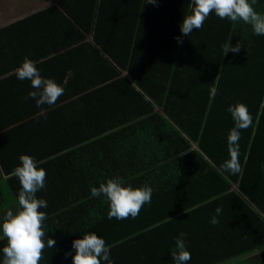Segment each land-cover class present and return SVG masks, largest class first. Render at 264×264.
<instances>
[{
	"label": "trees",
	"instance_id": "trees-1",
	"mask_svg": "<svg viewBox=\"0 0 264 264\" xmlns=\"http://www.w3.org/2000/svg\"><path fill=\"white\" fill-rule=\"evenodd\" d=\"M147 2L57 0L48 9L88 32L130 75L123 84L138 88L122 92V100L117 93L114 105L101 110L103 126L0 107V168L9 177L12 210L20 184L10 174L19 157H34L47 172L37 198L48 204L41 209L45 241L56 244L44 249L40 264H72L73 241L90 232L110 246L114 264H175L171 252L181 232L191 253L187 264L246 261L264 250V36L214 13L201 29L182 36L191 0ZM254 8L264 14V0ZM225 43H239L240 52L224 55ZM237 103L248 107L253 124L241 130L243 170L233 175L221 165L230 158L227 137L234 127L227 109ZM26 132L36 133L34 144L22 138ZM114 176L125 186L153 189L151 203L135 219H108L107 199L90 198L92 187ZM7 207L0 189V220Z\"/></svg>",
	"mask_w": 264,
	"mask_h": 264
},
{
	"label": "clouds",
	"instance_id": "clouds-1",
	"mask_svg": "<svg viewBox=\"0 0 264 264\" xmlns=\"http://www.w3.org/2000/svg\"><path fill=\"white\" fill-rule=\"evenodd\" d=\"M257 0H191V14L186 15L180 25L182 36L190 35L194 30L203 27L206 19L215 14L220 19L231 22L242 21L250 25L257 36H264V14L255 10ZM149 4L156 5L157 0H148ZM177 43L181 42L176 37ZM224 55L229 52L238 54L241 46L237 43L232 46L225 43L223 46ZM37 62L27 57L15 70L17 78L29 80L34 89L28 93L27 98L35 100L38 115L46 116L48 107L53 106L58 98L63 95L64 88L53 79L41 75L36 66ZM218 89H210V96L215 97ZM234 121V127L227 137L229 159L224 161L221 168L224 172L236 175L242 172L240 163L239 141L241 130H247L253 124V116L248 107L243 103L229 106L227 109ZM20 164L11 172L20 184L18 192V208L15 212L9 209L0 220V239L6 240V246L2 248V259L0 264H40L43 259L44 249L54 248L56 241L47 238L45 241L44 222L47 214L41 211L47 208V201L37 198V193L45 188L47 172L30 155H21ZM119 176L107 179L98 187L90 189V198L105 197L109 203L108 219L124 220L129 217L135 219L145 204L151 203L153 189L147 184L142 187L133 188ZM216 214L222 211L217 208ZM213 225L218 223L216 216L211 221ZM187 233L181 232L175 240V248L171 257L175 264H187L191 260V253L187 250L185 237ZM75 255L72 257V264H114L110 258V246L106 245L103 238L96 233L90 232L76 239L72 243ZM69 255L68 253L65 254Z\"/></svg>",
	"mask_w": 264,
	"mask_h": 264
},
{
	"label": "crops",
	"instance_id": "crops-1",
	"mask_svg": "<svg viewBox=\"0 0 264 264\" xmlns=\"http://www.w3.org/2000/svg\"><path fill=\"white\" fill-rule=\"evenodd\" d=\"M53 6H57V0H0V107L34 111L35 116L40 112L35 100L27 98L34 90L31 82L18 79L15 71L27 57L37 62L43 77L53 79L64 88L53 106H44L46 116L61 118L70 124L73 121L81 125L86 120L103 126L107 118L101 110H106V105H114L112 100L117 93H121L122 100L123 93L133 92L131 87L137 91L138 88L132 83L131 87L123 84L131 80L130 75L101 46L94 44L88 32L54 10H48ZM114 82L117 83L110 84ZM156 112L160 109L156 108ZM28 119L25 117L19 122ZM35 137L36 133L26 132L22 138L30 140L32 145ZM8 178L0 168V184L5 186L4 190L1 186L0 189L7 208L12 210L15 201L7 185ZM236 189L234 184L232 190ZM227 264H264V250L251 252L246 261Z\"/></svg>",
	"mask_w": 264,
	"mask_h": 264
},
{
	"label": "rangeland",
	"instance_id": "rangeland-1",
	"mask_svg": "<svg viewBox=\"0 0 264 264\" xmlns=\"http://www.w3.org/2000/svg\"><path fill=\"white\" fill-rule=\"evenodd\" d=\"M0 186L4 190V188H5L4 184H0ZM5 197H6V195H5ZM6 198L8 199V197H6ZM8 202H10V201H8Z\"/></svg>",
	"mask_w": 264,
	"mask_h": 264
}]
</instances>
